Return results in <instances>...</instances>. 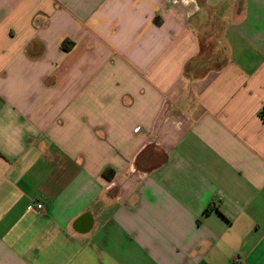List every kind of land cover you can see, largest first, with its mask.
Instances as JSON below:
<instances>
[{
    "label": "crops",
    "instance_id": "1",
    "mask_svg": "<svg viewBox=\"0 0 264 264\" xmlns=\"http://www.w3.org/2000/svg\"><path fill=\"white\" fill-rule=\"evenodd\" d=\"M0 264H264V0H0Z\"/></svg>",
    "mask_w": 264,
    "mask_h": 264
},
{
    "label": "built area",
    "instance_id": "2",
    "mask_svg": "<svg viewBox=\"0 0 264 264\" xmlns=\"http://www.w3.org/2000/svg\"><path fill=\"white\" fill-rule=\"evenodd\" d=\"M41 206H42V203L39 202V203L37 204V207L40 208Z\"/></svg>",
    "mask_w": 264,
    "mask_h": 264
},
{
    "label": "trees",
    "instance_id": "3",
    "mask_svg": "<svg viewBox=\"0 0 264 264\" xmlns=\"http://www.w3.org/2000/svg\"><path fill=\"white\" fill-rule=\"evenodd\" d=\"M62 45H64L65 46V44H62ZM223 63V61L220 63V64H222Z\"/></svg>",
    "mask_w": 264,
    "mask_h": 264
}]
</instances>
